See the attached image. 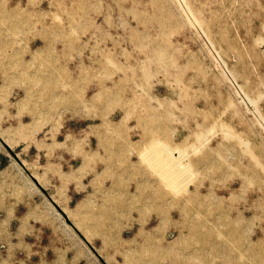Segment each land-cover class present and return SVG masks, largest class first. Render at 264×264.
Listing matches in <instances>:
<instances>
[{
	"label": "rangeland",
	"instance_id": "rangeland-1",
	"mask_svg": "<svg viewBox=\"0 0 264 264\" xmlns=\"http://www.w3.org/2000/svg\"><path fill=\"white\" fill-rule=\"evenodd\" d=\"M0 94L12 159L97 155L73 221L126 229L121 264H264V0H0Z\"/></svg>",
	"mask_w": 264,
	"mask_h": 264
},
{
	"label": "crops",
	"instance_id": "crops-1",
	"mask_svg": "<svg viewBox=\"0 0 264 264\" xmlns=\"http://www.w3.org/2000/svg\"><path fill=\"white\" fill-rule=\"evenodd\" d=\"M12 108L13 103L0 94V129L18 126L17 103L15 111ZM0 139V264H121L130 252L126 229L118 231L98 220L86 233L73 221L88 210L84 204L89 195L84 191H93L104 182L94 151H86L78 159L77 155L63 158L56 154L60 148L57 141L48 140L41 148L26 143L20 157L12 159V145L1 134ZM36 148V156L28 155ZM22 170L36 178L40 191ZM32 170H37V175ZM59 209L79 238L66 227ZM154 240L156 249L157 244L161 249V239Z\"/></svg>",
	"mask_w": 264,
	"mask_h": 264
},
{
	"label": "bare ground",
	"instance_id": "bare-ground-1",
	"mask_svg": "<svg viewBox=\"0 0 264 264\" xmlns=\"http://www.w3.org/2000/svg\"><path fill=\"white\" fill-rule=\"evenodd\" d=\"M157 140V139H156ZM207 140V139H206ZM199 142V141H198ZM197 151V150H196ZM199 151V150H198ZM142 158V157H141ZM142 160V159H141ZM188 161V160H187ZM162 163V164H161ZM159 162V166L160 167H164L166 166L165 172L163 173L164 177L163 178H167L168 180H176L178 178L179 173L177 172V168H176V162L172 160L171 163H163V162ZM160 173V172H159ZM155 189L156 192L155 194L157 196L162 195V191L161 189H159L158 187H156Z\"/></svg>",
	"mask_w": 264,
	"mask_h": 264
},
{
	"label": "water",
	"instance_id": "water-1",
	"mask_svg": "<svg viewBox=\"0 0 264 264\" xmlns=\"http://www.w3.org/2000/svg\"><path fill=\"white\" fill-rule=\"evenodd\" d=\"M6 147H8L9 148V146L8 145H6ZM15 156H16V154H14ZM32 178H33V180L35 181V183L36 184H38V182H37V180H36V178L35 177H33L32 176ZM39 185V184H38ZM61 212H62V214L65 216V218H66V220H67V222L69 223V224H71L72 225V223H71V221L68 219V217L66 216V214L61 210V209H59Z\"/></svg>",
	"mask_w": 264,
	"mask_h": 264
}]
</instances>
